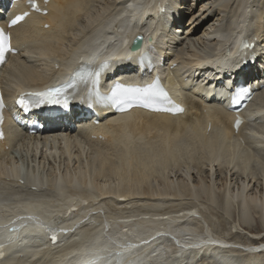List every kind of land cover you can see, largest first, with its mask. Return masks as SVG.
<instances>
[{
    "label": "bare ground",
    "instance_id": "obj_1",
    "mask_svg": "<svg viewBox=\"0 0 264 264\" xmlns=\"http://www.w3.org/2000/svg\"><path fill=\"white\" fill-rule=\"evenodd\" d=\"M148 1L151 2V1H155V0H112V2L110 4H108V1H107L106 4L104 6H102L103 11H102V13H100L99 18L96 17L97 21L94 19L96 22L94 21L95 22L94 24H92L93 23L92 22L90 24L89 28L83 32L81 31L82 34L79 35V33L74 31V29L76 28V26L78 24V21L76 20V18L80 13H82L85 10V8L88 9L86 6L88 5L89 0H48L44 5V7L47 9L46 13L31 12L25 17L24 20L20 21L16 25L9 27V30L11 33V43L13 46H15L18 49V51L15 54H10L8 61L0 68V84L2 86L4 97L7 98L9 95H11L13 92V88L16 87L17 85L41 84V83L46 82L48 79H50L53 74H62L68 67H70L71 65H73L76 62H79L78 58L84 57V55L88 52V50H90V47L92 46V44H96L98 41H99L98 46L103 45L104 43L106 45L109 44V46H110V47H108L109 51H113L112 48H113L114 44H115L116 48L120 50L121 49L120 38L116 34L117 30H115V25L117 23L123 24V25L126 24L128 22L127 16L131 14V11H137L135 9L136 7L144 4V2L148 3ZM183 1L184 0H168V3L166 4V6H165L166 8L164 11H166V13H168L172 10L173 5H176L177 9H174V10L177 11L176 13H178V16L183 15V13L185 12L184 9L188 8L186 6H183V7L178 6V5L182 4ZM201 1L202 0H196V3L192 4V5L195 8H197L199 6L200 15L204 12L205 17H207V18H205L206 21H203V19L201 18V19H197L196 20L197 22H194V20L196 19L195 18L192 21H190L191 20L190 19L189 20L190 22L187 23V22H184L186 19V16L184 15L183 19L181 17L179 20L180 24L178 26H176V27H179L180 25H182L184 27V26L191 25L190 29L189 28L187 29L189 37H190V35L194 36L196 33H198L200 31L201 27H203V25L206 24V22L208 23V21L209 22L212 21V24H213V22L215 20H218V21L222 20L225 22L224 26L227 25V26H225L224 29L229 28L230 32L234 31L232 28V25L234 23L238 27L237 34L234 37V39L238 35H240L242 32H244V34H246L250 38L253 35H256L257 38L260 39V41L264 40V33L262 31L263 21L259 18L258 19L252 18L250 23L247 22V19L249 18V15L251 13L249 15H247L249 13L248 11H247L248 12L247 13L246 11H242L239 9L240 4L243 2V0H239L238 6L236 5L237 7H235L232 10H231L232 2L228 3L229 0H220V3H227L226 5H229V7H230L229 11L226 9L218 8V10L216 12L219 13V15H221L220 17H219V15H216V13L212 14L214 10L208 9L207 7H205L204 3H203L204 5L202 4V6H200V3L198 4V2H201ZM164 2H165L164 0H160L159 3H164ZM247 3H249V2H247ZM246 7H248V6L246 5ZM138 13H139V11H138ZM139 15L141 17L135 21L136 23L134 24V26L132 28V32L139 33L142 36V32H144V30H146L144 35H147V37H149V38L154 37L155 39H158L156 42H153V46L156 47V56H157L158 61L160 62V57H162L163 62L161 65L157 66V68H158L159 72L163 75L165 82L170 86V88L175 93V95L179 96V98L181 99V101L183 102V104L186 107L185 110L183 112H180L179 114L172 115L169 113L147 111V110H144L141 108H133V109H130L129 111H125V112H121V113H115V114L112 113L111 110L102 109L105 118L100 122L91 123L89 120H86V121L82 122L81 124H78L77 126L65 125V132H62L61 130L59 131L60 127L58 126V124L53 123V124H50L48 126L47 131H44L40 135H30V134H26L24 131H21L18 134V131H20V130H18L17 133L15 134L14 133L15 130L10 129L11 123L10 124L7 123L9 121V118L7 117L6 122L4 123V126L6 128V136L3 139H0V156L8 153L10 151L9 149H7L10 145H13V144L15 145L17 143V145L14 146V147H17V146H19L18 144L23 141V142L30 144L31 147H33L35 150L39 151L38 157L44 158V155H46L45 149L48 148L49 153L52 154V156L54 158L56 157V158H58V160H60L61 158L65 159V156H64L65 150L66 151L73 150L74 152L79 151V154L81 151V154H83V152H86V151L82 152V150L85 149L84 148V142L85 143L91 142V144L96 146V147H94L91 144L88 145V147L91 145L92 147H94L96 149L95 153H94V150H95L94 148H93L94 150L93 149L91 150V151H93L94 156H91L92 153H90V157H91L90 160L94 161V159H95L96 160L95 162L97 163V165L94 162L89 161L92 164L94 163L96 165L95 168L92 167L94 169V172H96V175L98 174L99 176L101 175L99 173L104 172L106 170L111 172L112 174L115 173L119 177V180H118L119 182H118V184L116 182V185L117 186L120 185V186L117 189L120 188L121 193L122 192L125 193V191H127V189L130 188V190H131V188L134 187V186L132 187V182L133 183L136 182V184H141V187H142V182L144 183V181H146V178H147V174L144 171L145 167L148 166V165H146L147 162L145 165H141V166L137 167L139 165L138 164V162H139L138 157L140 156V154H138L139 153L138 148L136 149L134 147L135 148L134 149L131 146L136 145V144L140 145V143H142L145 147L147 146V148H149L151 150V153H153L152 151L157 150V149H154V150L152 149L153 146H155V145H152V141L155 138L160 139L161 140L160 144H161L162 140H163V142H170L176 136L180 135L182 132H184V133L188 132V134L186 136H188L189 134L191 135V136H189L188 139H190V137L192 138L193 136H195L192 138V139H194V138H196V136H198L199 140L197 138L196 142L200 141L199 142L200 148L206 147V146L214 148L215 146L216 147L218 146L217 145L218 143H221L220 138H222V140L225 138H228V139L233 138L235 140V142H236V140H238L240 142V140L238 139V137H240L242 140L245 141V145H246V147H244L245 148L244 151L242 149L245 156L243 154L241 157L244 156L247 159L253 158V160L255 158L254 157L251 158L252 151L260 153V151L264 150V146H263L264 139H258V141H260L261 146H257V144H252V140L250 138H246V133L242 134L243 125L240 127V129L236 133L232 132V129H231L232 116H231L230 112L227 111L223 107V104L221 103V101L215 102V101H218L217 98H219L217 96V92L214 91V89H212L211 87H206L207 85H209V83H211L210 80H208V78H209L208 76L209 75L213 76L218 71V65L217 64L219 62H220L219 64H222L223 62H225L227 60L224 57H220L221 53L223 52V46H231L232 45L231 41L233 39H231V40L224 39L222 42L217 44V46H214L213 47L214 49H211V50H213V52L211 54H214V56L210 55L208 58H199L198 57V58H192V59L187 60L186 64H188V66L184 70H181V68L184 66V63L182 64L181 67L178 66V60L176 58L177 56H175L173 54V52H172L173 49L171 48L175 43L181 44L180 39H178V37H175V35H174L175 33H170L171 35H169V36L173 41H172V45L169 47L168 44H165L166 40L164 39L165 36H163L164 34H166L165 30H163V29H161V27H159L160 29H158V31L160 30L161 32L158 33L157 30L155 32L154 27H152V25H151L153 22L152 20H155V19H153V18H155V14L153 12L152 13L150 12L145 19H143V17L145 16L144 14L139 13ZM255 15L257 16L258 13ZM252 17H254V16H252ZM192 19H193V17H192ZM146 20H148V21H146ZM162 21H163V18H160V19L156 20V23L161 24ZM45 22L47 23V27L43 26V24ZM112 23H114L113 28H112ZM224 29L220 28V31H218V29L216 31L220 32L218 34L221 35ZM128 30H129V27H125V31H128ZM102 31H103V36L100 39L99 36L101 35ZM151 31L153 32V36L150 35ZM181 31H182V29H181ZM166 32H168V31L166 30ZM247 33H250V34H247ZM215 34L216 33H214V35ZM73 35H76V36H73ZM213 36L211 37V39L214 40L215 37H213ZM199 37H200L202 42H204V39H207V37H205V35H204V39L201 38V35ZM208 37H210V34ZM160 38H163V40L161 41ZM258 39L255 41L257 42ZM105 44L103 45V47H106ZM261 48L262 49H261L260 53L264 57V43H262ZM207 49H208V47H207ZM40 59L44 60L43 65L36 63V61H39ZM261 60H262V57H261L260 61ZM174 61L175 62L177 61L176 65L173 67H170V64ZM55 63L58 64V68L54 67ZM135 64H136L135 62L133 63V61L131 59H129V65H127L125 63L123 66H120L117 69L120 73H122L125 76L126 79H129L131 76L133 77V75H137L134 78H138L139 77L138 73H137V71H135L136 70L135 66H134ZM256 70L258 71V77H260V75H261V77L264 78V64H262L260 69L256 68ZM106 72L107 71H104V73H106ZM149 75H150L149 73H146V77H148ZM213 77L215 78V76H213ZM218 85L220 86L221 83L220 84L218 83ZM262 92H264L263 89L258 90L256 92V95H259ZM263 95H264V93H263ZM254 103H256V102H254ZM261 110H263V112H264V108ZM263 116H264V114H263ZM263 116L261 115V117H263ZM263 121H264V117H263ZM208 123H209V128H208V131H206ZM183 137H180L178 140H180L182 138L184 139L183 141L187 140V138L184 135H183ZM194 140H192V141L188 140V142L191 141V144H194V143H192V142H194ZM183 141H179L180 144H178L179 142L177 143L178 145H177V148L175 147L176 148L175 150H177V149L179 150V148L185 144ZM181 142H182V144H181ZM188 142H187V144H188ZM163 144H165V143H163ZM229 144H228V146H226L224 148V151H228L227 153L231 154L233 151L232 152L229 151V150H231V147H230L231 145H229ZM26 146L29 147L28 145H26ZM86 146L87 145H85V147ZM178 146H180V147L178 148ZM187 146L185 147L184 150H186ZM198 146H199V144H198ZM104 147H106V148H104ZM173 147H174V145H173ZM173 147H171V151L175 152ZM236 147H237V145H236ZM157 148L158 149L163 148V151H165V152H167L169 150L167 145L163 146V147H158V144H157ZM183 148H184V146H183ZM237 148H236V150H237ZM149 149H147V152ZM178 150H177V152H178ZM171 151H169L170 155H171ZM210 151H211V149H210ZM52 152H54V153H52ZM55 152L58 153V156L56 155ZM87 152H88V150H87ZM147 152H146V155H147ZM207 152H209V149L207 150ZM240 153L241 152L239 151L238 154H240ZM86 154H89V153H86ZM141 154H143V153H141ZM162 154L164 156V153H162ZM165 154H166L165 156L167 158V155H169V153L168 154L165 153ZM172 154H173V152H172ZM113 155H116L118 157V159H116V158L113 159L114 157H116V156L112 157ZM150 155L151 154L146 156V158L150 157ZM175 155H176V152H175ZM219 155H221V154H219ZM159 156H161V155H159ZM222 156H223V154H222ZM235 156H237V155H234L233 158ZM257 156H260V155L257 154ZM257 156H255V157H257ZM86 157H87V155H86ZM248 157H250V158H248ZM45 159H47V161H48L47 156H45ZM151 159L153 160L152 157H151ZM163 159H165V158L163 157ZM234 159H233V161L237 164L236 160H234ZM1 160H2V158H1ZM1 160H0V163H1ZM8 160H9V158H8ZM242 160H245V159L242 158ZM176 161H178V160L176 159ZM224 161H222V162H224ZM245 161H242V163H244ZM7 162H9V161H7ZM163 162L164 161H162V163ZM225 162H227V161H225ZM225 162H224V164H225ZM228 162H229V160H228ZM234 162H233V164H235ZM3 163H4V160H3ZM149 163H150V161H149ZM152 163H153V161H152ZM158 163H159V160H158ZM8 164H6V165H8ZM94 164H93V166H94ZM217 164L220 165L219 163H217ZM0 165H2V164H0ZM6 165H4V166H6ZM36 165H39V164L37 163ZM40 165H41V163H40ZM247 165H248V163H247ZM44 166H45V164H44ZM130 166L132 167L131 169H130ZM245 166L246 165L244 163V164H241V166L239 165L237 168H235V169L239 170V173L240 172L245 173V174L247 173V176H245V175L243 176V175L239 174V176L235 178V181H236V179H238V181L240 180V182H236V184H237L235 186L236 190L233 189L234 192H236V193L232 192L230 195H227L226 196V200H227L226 202L227 203L225 202V204H227V206H228L229 203H231L232 200H234V199L237 200V203L239 201V203L241 204L240 206L243 208V210H241V213H243L242 214L243 221L245 219H246L245 221H248L247 217L250 215L249 214L251 211L250 209L252 208V210H253V208H257V209L259 208V211L264 210V209H260V208L264 207V201L256 193H252V192L247 191L246 187H248L249 185H248V181H245V179H246V177H248L249 173L245 171ZM258 166H259V164H258ZM9 167H10V165H9ZM187 167H189V166H187ZM163 168H164V166H163ZM37 169H40V168L38 167ZM42 169H44V168H42ZM161 169H162V166H161ZM210 169L212 170V168H210ZM228 169H230V168H228ZM11 170L15 171L16 169L11 168ZM18 170H20V169L18 168ZM148 170H146V171H148ZM187 171H188V169H187ZM0 172H1V170H0ZM22 172H24V171H22ZM149 172H151V171H149ZM160 172H162V171H160ZM4 173H5V171H4ZM111 173H110V175H111ZM166 173L168 174V172H166ZM209 173H211V171ZM212 173H213V171H212ZM235 173H236V171H235ZM0 174H2V176H3V177L0 176L2 183L3 184L5 183L6 186H10V183H8V181L10 182V180H6L7 178H4V175H6V174H3L2 172ZM17 174H19V173L17 172ZM104 174H105V172H104ZM7 175H8V173H7ZM114 175H113V177H115ZM149 175H150V173H149ZM149 175H148V177H149ZM211 175H209L210 176L209 179L212 177ZM16 176H18V175H16ZM27 176H30V175H27ZM81 176H82V173H81ZM250 176H251V174H250ZM13 177H14V175H13ZM118 177H117V179H118ZM180 177H181V180H179V181H182V180L184 181L186 178V177L183 178L182 176H180ZM234 177H235V175H234ZM30 178H31V181L22 180V181H20V183L21 182L23 183L22 186L25 188V190H27L26 191L27 194L29 195V197H32V198H28L31 201H29V200L25 201V202L21 203L20 205H17V206L15 205L16 206L15 208H12L9 205L10 201L5 202L4 200H2L4 197L0 196V224L6 219L7 215H9L10 213L12 214V213L19 212V211L31 212L32 214L38 215L39 217H36L35 219L32 220L33 215H31L32 218L30 220H32V221L30 222L29 221L30 216H26V217L23 216L24 218H28V217L29 218L27 220H22L23 217H21L20 218L21 220L16 219L18 221H15V222L11 221L12 223H9L7 226L0 227V229H3L4 231H6V232H4L6 235H7V233L9 234V236L8 235L7 236H8V239L10 241V243H8V244L0 243V246L5 245V248L0 247L1 248L0 250H6L7 247L11 248L12 245H17V243H18L17 239L15 241H12L10 239V238H12V236L14 234H16L17 236L20 234V236L23 239V243L26 245L25 239L23 238L24 237V235H23L24 228H26V226H33V227L37 228L38 230L43 231V234L45 236H48L49 233L52 237L54 236L53 232H49L48 230H45L46 229L45 228L46 223L51 225V226H56V225H54L56 223L49 222V221H53V219H52L53 218V215H52L53 212H50V210L47 209L46 206H44L45 204L42 203L41 200L33 198L34 195L39 196L40 193L44 192L42 190H41L42 192H40V188H41V186L39 188V183H40L39 179L40 178L38 179L36 176H32ZM77 178H76V181H77ZM249 178H247V179H249ZM257 178H259V177H257ZM10 179L12 180V178H10ZM68 179H69V181H68ZM68 179L66 180V178H62L56 182L52 181L53 182V185L51 184L53 186L52 188L55 189L54 194L56 193L57 195H59V197L64 195L62 192V188L64 187V184H63L64 182L67 183V184L66 183L65 184L68 186L69 190L71 188H74V189H76V191L74 190L76 193H78V194L83 193V194H85V196L90 195L89 196L90 198L94 192H97L98 193L97 195H99V193L107 192L108 190H110L112 188V187L109 188L106 186H101V184L95 183V185L96 184H97V186L99 185L98 186L99 189L97 188L98 189L97 190V189H95V186L92 187L93 184L89 183L88 181H84L83 182L84 186L81 185L82 189L78 186L80 188L79 189L77 187V185L75 184V182H73L72 177H69ZM82 179L80 181H82ZM153 179H155V176ZM255 179H256V177H255ZM262 179H264V178H262ZM16 180L19 181L18 179H16ZM55 180H57V179L55 178ZM189 180H190V178H189ZM215 180L216 179L213 180L211 178V182H209V184L211 183L210 186L216 184ZM17 181H12V183L15 182V183H13V185L14 184L16 185ZM42 181H44V180L42 179ZM108 181H109V179H108ZM115 181H117V180L115 179ZM176 181H178V180H176ZM179 181L177 184H179ZM207 181H209V180H207ZM187 182H189V181H187ZM196 182L198 183V181H196ZM17 183H19V182H17ZM150 183H151V181H150ZM251 183H253V182H251ZM257 183H258V180H257ZM32 184H33V187H35V188H30V185H32ZM155 184H157V183H155ZM187 184L188 183H186V185ZM254 184H256V183L254 182ZM161 186H163V185H161ZM45 187H46V184H45ZM196 187H197V185H196ZM214 187H215V185H214ZM68 188H66V189H68ZM142 189L144 190L143 187H142ZM142 189L140 188L139 191L141 192ZM148 189L150 190V187ZM148 189H147V194H148ZM256 189H258V188H256ZM165 190H166V188H165ZM167 190H168V188H167ZM198 190H200V189H198ZM241 190H244V192ZM188 191H189V188H188ZM259 191H261V190H259ZM108 192L111 193V191H108ZM113 192L116 193L115 188L112 190V193ZM150 192H152V191L150 190L149 193ZM154 192L156 193V191H154ZM143 193L146 195V192L143 191L142 194ZM170 193H172V191ZM180 193H182V191ZM191 193H192V191H191ZM56 194H55V196H56ZM133 194H136V193H133ZM152 194L153 193H150L149 195L152 196ZM158 194L159 193L157 192V195ZM172 194H174V193H172ZM208 194L210 195L211 192L207 193L206 195H208ZM48 195H46V196H48ZM97 195H95V196L97 197ZM107 195L109 196V194H107ZM116 195H114V196L118 197V193ZM121 195H123V194H121ZM128 195L127 196L125 195V196L129 198ZM153 195H155V194H153ZM176 195H173V196H176ZM51 196H53V195H51ZM66 196H68V195H66ZM151 196H148L147 200ZM158 196H160V195H158ZM161 196H163V195H161ZM82 197H83V195H82ZM94 197H92V198H94ZM122 197H124V195ZM166 197H167V195H166ZM8 198H9V195L5 196L4 199H8ZM72 198H74V197H72ZM79 198H80V196H79ZM223 198H225V197L223 196ZM100 199H101V197H100ZM102 199H104V198H102ZM122 199H124V198H120V196L118 199L115 198V200L119 203H120V201H124ZM179 199H180V197H179ZM43 200H45V199H43ZM69 200H70V198H69ZM77 200H78V197H77ZM87 200H89V198ZM19 201H21V200H19ZM22 201H24V199ZM90 201H92V200H90ZM95 201H96L95 203H97V200H95ZM109 201H110V199H109ZM116 201H114V200L112 201V199H111V202H116ZM133 201H135V200H133ZM146 201H144V202H146ZM154 201H156V200H154ZM224 201H223V203H224ZM75 202H76V200H75ZM93 202H94V200H93ZM156 202H158V201H156ZM170 202H172V201H170ZM153 203L155 204V202H152V205H153ZM176 203H177V201H176ZM192 203L190 205L185 203V205H187L185 207L183 205L184 202H181V205H183V206H180V204L177 203L176 206H178V204H179V206L176 208H175L174 203H173L174 206H172L168 203L169 205L167 204L168 205L166 207L167 209L164 208L161 211H159L160 207H159V209L157 208L158 206L155 208V206H156L155 205V206H152L153 209L152 208L151 209L150 208L149 209H143V210H148V211L144 212L145 215L141 214L143 211H141L140 209L139 210L141 212H139V211H136V212H139L141 215L139 213H138L139 215L137 213L134 214L135 212L131 213V214H128V213L122 214L121 213L120 215H118L117 213H112V211L110 210V212L113 214L112 215L110 213L111 218H113V220H115L116 222L122 223L121 220L123 218H129V217L131 218L134 215L137 216L138 218L134 217L137 219H134L135 220L134 222H130L129 223L130 226L128 225L129 226L128 228L127 227H126V229L121 228V230L119 231L122 234L120 236V239L115 238V240H113V241L108 240L105 237L106 233H108V232L111 233L112 230L110 229V231L105 232L102 226H97L96 228H94L90 232L85 231V233H83V231H82L77 237V239H79V238H81V236H83L81 238L80 242H79V240H77V242H79L80 245H78V247H76L73 250V252L67 256V258L65 259V264H79V262L82 260L87 262L85 259L87 257H89L91 259L110 258L112 261V264H119V261H118L119 256L118 255L122 251H123V254H125V253L127 254V257L125 260H128L130 258V256H135V255L141 254V252L145 251L146 253H145L144 259L151 260L155 264H161V262L164 260V259L162 261L158 260V259L161 260V258H162L161 255L166 256L165 258H171V261L172 260L175 261L176 259L181 260L182 256H183V259L187 258V260L190 261L195 254L199 255V253L197 251L190 250V251H188L187 254H185L187 247H190L191 244L194 245L198 242H204V244L206 243V245L212 243V242L211 243L208 242L209 240H211V237L204 236L206 234H203V235L200 234V231H198L194 226L191 225L192 223H190V222H193V220L198 218V217L194 218L193 220H192V218L196 214L198 216V213H199L198 211H197L198 213L197 212L195 213V211H193L194 208H193ZM47 204H49V203H47ZM148 204H151L150 201ZM162 204H165V203H162ZM66 205H68V204H66ZM93 205H92V207H93ZM157 205H160V202ZM47 206H50V205H47ZM80 206L78 207L79 210L81 209ZM85 206H86V204L84 205V207ZM104 206H105V204H104ZM86 207L84 209H86ZM95 207H96V204H95ZM225 207H226V205H225ZM51 208L53 209V207H51ZM65 211H67V210H65ZM72 211H73L72 208H70L69 213H71ZM149 211H152V212H149ZM243 211H245V213ZM87 212L88 211H86V214H87ZM72 213H74V212H72ZM89 213L91 214V212H89ZM118 213H120V212H118ZM83 214L79 213L78 215L83 216ZM261 215H263V214L261 213ZM90 216H92V215H90ZM107 216H109V215H107ZM179 217L180 218L182 217L180 219V221L178 220ZM40 219L43 220V222H41ZM78 219L79 218H77V216H74V214H73L71 219H67L65 217V213H63L60 216H57V219L55 221L59 222V228H58L59 230H56L55 235L57 237L58 236L61 237V235L63 234V232H61L62 228H63V230L64 229L66 230L68 227H70L75 222H77ZM119 219H121V220H119ZM189 219H190V221H189ZM108 220H110V219H108ZM260 220H261V225H264V222H263L264 220H262V218ZM171 221H174V222L178 221V223H177V225L172 226ZM108 223H109V221H108ZM86 224L88 225V222ZM111 224H112V222H111ZM245 224H247V222ZM19 225L21 227H19ZM114 226H115V228L117 227L116 223ZM122 226H123V224H122ZM91 227H92V225H91ZM111 227H112V225H111ZM18 228L20 230H18ZM16 229H17V231H15ZM79 229H81V228H79ZM88 229L90 230V228H88ZM157 232L158 233L161 232V234L166 233L170 236V238L176 239L175 241H177L176 244L178 247L176 245L175 246L177 247L176 248L177 250H175L173 252L170 249L171 245L169 246V244L164 243V242H160V244L158 242H155L154 238H156ZM204 232H206V230ZM114 233H115V230H114ZM128 233H130L131 235H133L134 237H137V238L136 239L130 238L128 236ZM68 235L71 236L73 234L71 233V235L70 234H68ZM94 236H99V237L101 236V239H100L101 242L96 244V245L89 246L88 242ZM162 237H164V236H162ZM73 238L74 237H72V240H73ZM141 239L143 240V242L141 244H139V246H137L136 243H138ZM164 239H166V238H164ZM18 240H20V239H18ZM217 240L222 241V239H219V238ZM51 241H53V239ZM20 242H22V241H20ZM117 242L125 243V244L122 247L112 245V243H117ZM253 242H255V243H253L250 246L246 245L250 250H252V249L253 250H263L264 249V238L262 240L260 238H255V240ZM40 245H41V243L36 244V246L38 248L40 247ZM128 245H136L135 246L136 248L134 250H130L131 247L123 249V248H125V246L127 247ZM216 245H218L217 248H213L214 246H212V244H211L212 248L208 247L207 249H204V251L202 250L200 252L202 254L201 255L202 258L206 259V261L210 264H217V263L221 264V262L224 264H232V260H231V262L229 260L232 256L229 258V256L228 257L225 256L226 253L222 254L223 252H221V249L219 248L220 244L218 243ZM111 246H113V247H111ZM223 246H226V244ZM158 247H163L164 251L157 254L156 251H158ZM221 247H222V245H221ZM241 247L245 248V246H241ZM27 248H30L29 245H26L24 249L26 250ZM33 248H34L33 250L30 248V250L32 251V253H31L32 255L38 254V256H39L40 251L43 252L41 247L39 249H35V247H33ZM150 249L153 253H150L149 254L150 256H149L148 252L150 251ZM109 251H112V253L115 255L112 256L111 254L108 253ZM51 253H53V251H51ZM190 253H193V255H190ZM46 254H48V253H46ZM12 255H14V256L12 257ZM12 255H7V256L3 257L1 259L3 264H17L18 263L17 260H19V258H22L21 255H17V251ZM45 257H47V256H45ZM87 260L89 261L88 258H87ZM217 260H219V261H217ZM239 260H241V259H239ZM20 261H21V259H20ZM24 261H25V259L23 261H21V264H26V263H22ZM171 261L168 264H170ZM234 263L237 264L236 262H234ZM145 264H147V262ZM247 264H260V262L256 259H252V260L250 259Z\"/></svg>",
    "mask_w": 264,
    "mask_h": 264
},
{
    "label": "rangeland",
    "instance_id": "obj_2",
    "mask_svg": "<svg viewBox=\"0 0 264 264\" xmlns=\"http://www.w3.org/2000/svg\"><path fill=\"white\" fill-rule=\"evenodd\" d=\"M108 1V4H110L112 2V0H89L88 2V5L86 6L88 9L85 8V10L80 13L76 20L78 21V24L76 26V28L74 29V31H76L77 33H79V35H81V31H85L89 28L90 24H94L96 21H97V18H99V15L100 13H102V6H104L106 4V2ZM232 2V7H231V10L234 9L235 7L238 6V2L239 0H229L228 3ZM249 2V3H247ZM184 3V4H183ZM200 3V6H202V4L207 7L208 9H213V13L212 14H215L216 15H219V13H217L216 11L218 10V8H221V9H226L229 11L230 7L229 5H226L227 3H220V0H202L201 2H198V4ZM259 3V4H258ZM192 1L191 0H184L182 2V4L178 5V6H186L188 7L187 9H184L185 12H184V15L186 16V19L184 22H187L189 23L190 21L194 20V22H197L196 20L197 19H203V21H206L205 18V15H204V12L200 15V10H199V6L197 8L193 7L192 5ZM261 4V5H260ZM218 5V6H217ZM237 5V6H236ZM246 5L248 7H246ZM250 5V6H249ZM225 6V7H224ZM244 7V8H243ZM246 7V8H245ZM254 7V8H253ZM258 8V9H257ZM173 11H175L174 9H177V6L176 5H173L172 7ZM240 10L242 11H248L247 15H249V20L247 19V22L250 23L252 18H255V19H261L263 21V26H262V31L264 33V0H243V2L240 4ZM252 9V10H251ZM254 10V11H253ZM263 10V11H262ZM260 16H256L255 14H257ZM85 13V14H84ZM91 13V14H90ZM222 13V12H221ZM255 13V14H254ZM93 14V15H92ZM206 14V13H205ZM191 16V17H190ZM221 15H219L220 17ZM254 16V17H252ZM97 17V18H96ZM193 17V19H192ZM86 19V20H85ZM96 21H95V20ZM191 19V20H190ZM190 20V21H189ZM95 21V22H94ZM225 22L220 20H215L212 24V21H208V23L206 22L205 25H203V27H201L200 31L202 32H198L196 33L194 36L188 35V28L190 29L191 25H188V26H182L180 25L179 27L176 28V30L174 31L175 33V37H178V39H180L181 41V44L179 43H173L174 45L171 47L173 50V54L175 56H177V60H178V66L181 67L182 64L184 63V66L181 68V70H184L188 64H186V61L189 60V59H192V58H208L211 53L213 52V50L211 49H214L213 47L214 46H217V44H219L220 42H222L224 39H228V40H231L233 39L236 34H237V30H238V27L236 26V24L234 23L232 25V28H233V32H230L229 31V28H225ZM215 26V27H214ZM210 27V28H209ZM220 28L224 29L222 34H218L220 32ZM182 29V31H181ZM218 29V31H216ZM204 30V31H203ZM209 32V33H208ZM170 33H172L171 31H168L165 36L166 37H169V35H171ZM214 33H216L214 35ZM205 37H207V39H204V35ZM210 34V37H208ZM78 35V36H79ZM201 35V38L204 39V42L201 41L200 39V36ZM214 35V36H213ZM73 36H76V35H73ZM215 37L214 40L211 39V37ZM199 38V39H198ZM172 40L169 38L168 41H167V44L169 45V47L172 45ZM187 41V42H186ZM206 41V42H205ZM261 45L262 43H264V40L260 41ZM192 44V45H191ZM208 47V49H207ZM182 48V49H181ZM195 56V57H194ZM50 59V58H49ZM177 62V61H176ZM37 64H40V65H43L44 63V60L43 59H40L39 61H36ZM262 64H264V61L261 62ZM264 90V88H263ZM264 92L260 93L263 95ZM264 96V95H263ZM261 104L263 105L262 109L264 108V97L261 101ZM264 117V116H263ZM263 117H261V120L258 121V122H254L252 125H244V127H242V134L243 133H246V131H251L253 133H255V136L259 139H264V121H263ZM186 132V131H185ZM182 132L180 135L176 136L172 141L170 142H163L162 140V143L160 144L161 140L158 139V138H155L153 139L152 141V145H155L153 146V150L154 149H157L155 151H152L153 153H151V150L149 148H147V146L145 147L142 143H140V145L136 144V145H133L131 147H135L136 149L138 148V154H140V156L138 157L139 158V162H138V166H141V165H145L146 162L148 166L145 167V172L147 174V178H146V181H144V183L142 182V187L144 188V190L142 189L141 187V184H136L132 182V187L131 190L130 188L127 189V191L122 192L121 193V189H117L119 186L116 185V182L118 184V180H119V177L115 174H112L111 172L109 171H104V172H101L99 174H101L100 176L96 175V172H94V169L95 166L97 165V163L95 162L96 160L94 159V161L90 160V153L91 156H94V153L96 151V149L94 147H96L95 145L91 144L90 143H85L84 142V148L82 150L83 151H86V152H83V154H81V151H80V154H79V151H64V156H65V159H60L58 160V158H54L52 156V154L49 153V149L46 148L45 149V154L44 155V158H41V157H38L39 155V151L38 150H35L33 147H31L30 144L26 143V142H20L17 146V147H14L17 145V143L14 145H10L7 149H9L10 151L6 154H3L0 156V160H1V163L0 164H8L6 166H2L0 165V170L3 174H6L4 175V178H7L6 180H10V182L8 181V183H10V186H6L5 183L3 184L1 179H0V196H3L5 198V196L9 195V198L8 199H2L4 200L5 202H9L10 204V207L12 208H15L17 205H20L21 203L25 202V201H28L29 199L28 198H32V197H29V195L27 194V190H25V188L22 186L23 183L20 181H17L16 179H14L13 175L15 174L16 172V175L19 176H22V180H31L30 177L32 176H36L38 179H39V188H40V192L44 191L43 193H40L39 196H33V198L35 199H38V200H41L42 203H44L43 205L47 207V209L50 210V212H53V221H49V222H52V223H56V224H59L58 221H55L57 219V216H60L62 215L63 213H65V217L67 219H71L73 214L74 216H77L78 221L76 223H74L73 225H71L70 227H68V229H64L66 232L64 233L63 230H61V232H63V234L61 235V237H59L56 241L54 242H51L46 236H41V237H38V238H32L30 239L29 241H27L28 245L30 247H35L37 248L36 244H40L41 243V248L43 250L40 251V255L38 256V254L36 255H32L31 253H27L25 251V246L21 245V244H17L16 247H15V250L17 251V255H21L22 258H19V260H17V264H21V261H23L25 259L24 262L22 263H26V264H65V259L67 258V256L73 252V250L78 247V245H80V240L83 236H81V238L77 239L78 235L83 231V233H85V231L87 232H90L92 231L94 228H96L97 226H102L104 231L107 232V231H110V229L112 230L111 233H106L105 237L108 239V240H115V238H118L120 239V236L122 235L119 231L121 230V228L123 229H126V227L128 228L130 226V222H134L135 220L134 219H137L138 217L137 216H133V217H129V218H123L122 220V223L121 222H116L115 220H113V218H111V215H110V210L112 211V213H117L118 215H120L121 213L122 214H125V213H128V214H131V213H134V214H138L139 212L143 211L141 214H144L145 211H148V210H143V209H151L152 206H155V208L157 207L159 209V211L163 210L164 208H166L169 204L174 206L173 203L175 204V208L179 206H187L185 205V203H187L188 205H190L192 202V205H193V211H195V213L197 212L198 213V216L197 214L192 218V220L196 217V219L193 220V222H190L192 223L191 225L194 226L198 231H200V234H206L204 236H209L211 237V240H209L208 242H212V246H214L213 248H217L218 245H216L215 243H219V248L221 249V252H223L222 254H225V256H229V260L231 262L232 260V263L235 264L234 262H236L237 264H247L249 262V260L251 259H256L260 262V264H264V249L263 250H249V249H245L241 246H246V245H252L255 238H260L261 240L264 238V225H261V218L262 220H264V210H260L259 211V208H252L250 209V215L247 217L248 221H243V216L241 213V209L242 207L240 206L241 204L237 203V200L234 199L232 200L231 203H229V207L227 206V204H225V202L227 201L226 200V196L227 195H230L232 192H234V190H236V182H240V180L238 181V179H236L235 181V178L240 175H245L247 176V173H239V170L238 169H235L237 168L239 165L241 166V164H244L245 163V171L249 173L248 177H246L245 181H248V187H246L247 191L248 192H252V193H256L259 197H261V199L264 201V150L260 151V153L258 152H255V151H252V157H254L255 159L253 160L252 159H247L245 158V154L243 153L244 151V147H246L245 145V141L244 140H241V142H239L238 140H235L233 138H225L222 140L221 139V143H218L217 147L215 146L214 148L212 147H209V146H206V147H202L200 148V141L199 142H196L197 141V138L198 136H196V138L192 139L189 136H191L190 134L188 136H186L188 134L187 133H184ZM183 135L187 138V140L183 141L184 137ZM180 137H183L182 139L178 140ZM185 138V139H186ZM159 140V141H158ZM178 140V141H177ZM188 140H194V144H191V141L188 142ZM199 140V138H198ZM158 141V142H157ZM179 141H183L184 143V148L183 146L180 147L178 146L179 150L177 152V150H175L177 148V145L180 144ZM223 141V142H222ZM179 142V143H178ZM188 142V144H187ZM196 142V143H195ZM231 142V143H230ZM158 144V147H163V146H168L169 150L167 152L163 151V148H157V144ZM165 143V144H163ZM178 143V144H177ZM230 143V144H229ZM260 141H255L254 139H252V144H259ZM91 144L93 145L94 147H92L91 145L88 147V145ZM160 144V145H159ZM182 144V142H181ZM199 144V146H198ZM222 144V145H221ZM231 145V150H229L230 152H232L231 154L227 153L228 151H224V148L226 146ZM25 145V146H24ZM26 145H28L29 147H27ZM85 145H87L85 147ZM174 145V147H173ZM188 145V146H187ZM224 145V146H223ZM237 145V147H236ZM187 146L186 150L185 147ZM235 146V147H234ZM264 146V144H263ZM171 147H173V149L175 150L176 152V155H175V152L174 151H171ZM176 147V148H175ZM91 148V149H90ZM95 150H94V149ZM106 148V147H104ZM134 148V149H135ZM140 148V149H139ZM143 148V149H142ZM146 148V149H145ZM183 148V149H182ZM222 148V149H221ZM237 148V150H236ZM90 149V150H89ZM94 150V153L93 151L91 150ZM103 149V148H102ZM147 149L148 152H147ZM172 149V150H173ZM181 149V150H180ZM209 149V152H207V150ZM211 149V151H210ZM233 149V150H232ZM243 149V151H242ZM88 150V152H87ZM140 150V151H139ZM206 150V151H205ZM58 151V150H57ZM171 151V155H170V152ZM215 151V152H214ZM241 152L240 154H238V152ZM59 152V151H58ZM146 152H147V155H146ZM173 152V154H172ZM180 152V153H179ZM182 152V153H181ZM213 152V153H212ZM219 152V153H218ZM222 152V153H221ZM236 152V153H235ZM54 153V152H52ZM56 155L58 156V153L55 152ZM60 153V152H59ZM86 153H89V154H86ZM143 153V154H141ZM164 153V156L163 154ZM165 153H169V155H167V158H166V154ZM206 153V154H205ZM8 154V155H7ZM79 154V155H78ZM85 154V155H84ZM149 154L150 157H147ZM155 154V155H154ZM209 154V155H208ZM221 154V155H219ZM223 154V156H222ZM237 155L233 158L234 155ZM244 154L243 157H241L242 155ZM256 154V155H255ZM260 155V156H257ZM12 155V156H11ZM87 155V157H86ZM145 155V156H144ZM161 155V156H159ZM254 155V156H253ZM4 156V157H3ZM45 156L48 157V161L47 159H45ZM116 155H113L112 157H114ZM257 156V157H255ZM6 157V158H5ZM9 160H8V158ZM11 157V158H10ZM151 157L153 158V160L151 159ZM161 157V158H160ZM163 157L165 159H163ZM170 157V158H169ZM173 157V158H172ZM5 158V159H4ZM23 158V159H22ZM41 160H40V159ZM118 159V157H114L113 159ZM141 158V159H140ZM146 158V159H145ZM236 160L237 164L233 161V159ZM242 158H244L245 160H242ZM250 158V157H248ZM36 159V160H35ZM151 159V160H150ZM156 159V160H155ZM162 159V160H161ZM176 159L178 161H176ZM182 159V160H181ZM226 159V160H225ZM3 160H4V163H3ZM12 160V161H11ZM88 162H87V161ZM150 163H149V161ZM158 160H159V163H158ZM227 162H225V161ZM229 160V162H228ZM241 160V161H240ZM9 161V162H7ZM14 161V162H13ZM44 161V162H43ZM80 161V162H79ZM94 162V166L91 162ZM153 161V163H152ZM161 161V162H160ZM162 161H164L162 163ZM182 161V162H181ZM224 161V162H222ZM235 164H233V162ZM239 161V162H238ZM242 161H245L244 163H242ZM258 161V162H257ZM7 162V163H6ZM20 162V163H19ZM36 162V163H35ZM175 162V163H174ZM179 162V163H178ZM219 163L220 165H218L217 163ZM222 162V163H221ZM12 163V164H11ZM14 163V164H13ZM39 164V165H36V164ZM41 163V165H40ZM178 163V164H177ZM181 163V164H180ZM248 163V165H247ZM251 163V164H250ZM17 164V165H16ZM45 164V166H44ZM150 164V165H149ZM183 164V165H182ZM187 164V165H186ZM216 164V165H215ZM259 164V166H258ZM10 165V167H9ZM13 165V166H12ZM36 165V166H35ZM52 165V166H51ZM89 165V166H88ZM159 165V166H158ZM162 166V169H161V166ZM170 165V166H169ZM234 165V166H233ZM12 166V167H11ZM41 166V167H40ZM132 166V165H131ZM130 166V169L132 168ZM156 166V167H155ZM164 166V168H163ZM180 166V167H179ZM184 166V167H183ZM189 166V167H187ZM212 168V170L209 168ZM253 166V167H252ZM4 167V168H3ZM15 167V168H14ZM28 167V168H27ZM39 167L40 169H37ZM87 167V168H86ZM93 167V168H92ZM151 167V168H150ZM247 167V168H246ZM3 168V169H2ZM7 168V169H6ZM12 169H16L15 171L11 170ZM18 168L20 170H18ZM44 168V169H42ZM82 168V169H81ZM230 168V169H228ZM5 169V170H4ZM24 169V170H23ZM149 169V170H148ZM166 169V170H165ZM186 169V170H185ZM188 169V171H187ZM235 169V170H234ZM24 172H22V171ZM29 173H27L26 171ZM80 170V171H79ZM148 170V171H146ZM234 170V171H233ZM251 170V171H250ZM253 170V171H252ZM263 170V171H262ZM5 171V173H4ZM7 171V172H6ZM12 171V172H11ZM31 171V172H30ZM33 171V172H32ZM36 171V172H35ZM69 171V172H68ZM151 171V172H149ZM162 171V172H160ZM183 171V172H182ZM211 171V173H209ZM213 171V173H212ZM215 171V172H214ZM226 171V172H225ZM233 171V172H232ZM236 171V173H235ZM0 172V173H1ZM14 172V173H13ZM17 172L19 174H17ZM109 172V173H108ZM150 175H149V173ZM168 172V174L166 173ZM8 173V175H7ZM26 173V174H25ZM31 173V174H30ZM58 173V174H57ZM76 173V174H75ZM81 173H82V176H81ZM111 173V175H110ZM166 173V174H165ZM209 173V174H208ZM38 174V175H37ZM41 174V175H40ZM52 174V175H51ZM64 174V175H63ZM84 174V175H83ZM165 174V175H164ZM186 176H185V175ZM212 174V175H211ZM238 174V175H237ZM251 174V176H250ZM11 175V176H10ZM27 175H30V176H27ZM69 177H72V180L73 182H75V184L77 185V187L79 186L80 188L82 186H84L83 182L84 181H88L89 183L93 184L92 187L95 186V189L98 188L97 184H101V186H106V187H112L111 189L113 190L115 188V192L112 193V190H108V191H111L110 192H104V193H99V195H97L98 193L97 192H94L91 196V198L89 196H87L89 198V200H87L88 198L85 196V194L83 193H76V189L74 188H71L69 190L68 186L66 185L67 183L64 182V187L62 188V192H63V196H60L57 195L56 193V196L54 194V188H52L53 186V182L52 181H59L60 179L62 178H66V180L69 178ZM113 175L115 177H113ZM149 175V177H148ZM179 175V176H178ZM190 177H189V176ZM209 175H211L212 179H216L215 182L216 184L215 187L214 185H211L209 184V182H211V178L209 179ZM214 175V176H213ZM235 175V177H234ZM1 177L2 174H0ZM15 176V175H14ZM16 176V178L18 179L19 177ZM58 176V177H57ZM108 176V177H107ZM152 176V177H151ZM155 176V179H153ZM165 176V177H164ZM182 176L183 178H185V180L182 182V181H179L181 180V177ZM185 176V177H184ZM188 176V177H187ZM225 176V177H224ZM254 176V177H253ZM45 177V178H44ZM53 177V178H52ZM78 177V178H77ZM118 177V179H117ZM160 177V178H159ZM208 179H207V178ZM250 177V178H249ZM256 177V179H255ZM259 177V178H257ZM12 178V180L10 179ZM28 178V179H27ZM45 181H42V179ZM55 178L57 180H55ZM60 178V179H59ZM76 178H77V181H76ZM83 178V179H82ZM117 181H115V179ZM168 178V179H167ZM190 178V180H189ZM198 178V179H197ZM249 178V179H247ZM82 179V181H80ZM109 179V181H108ZM159 179V180H158ZM188 179V180H187ZM79 180V181H78ZM150 181L148 182V181ZM164 180V181H163ZM179 181V184L178 181ZM209 180V181H206ZM224 180V181H223ZM226 180V181H225ZM255 180V181H254ZM257 180H258V183H257ZM12 181H17L19 183L16 182V185L14 186L13 182ZM23 181V182H24ZM49 183H48V182ZM51 181V182H50ZM69 181V179H68ZM168 181V182H167ZM189 181V182H187ZM198 181V183L196 182ZM203 183H201V182ZM262 181V182H261ZM82 184H81V183ZM111 182V183H110ZM159 182V183H158ZM165 182V183H164ZM167 182V183H166ZM170 182V183H169ZM253 182V183H251ZM254 182L256 184H254ZM66 183V184H65ZM95 183H97L95 185ZM147 183V184H146ZM157 183V184H155ZM175 183V184H174ZM185 183V184H184ZM186 183H188L186 185ZM220 183V184H219ZM225 183V184H224ZM262 183V184H261ZM45 184H46V187H45ZM52 184V185H51ZM88 184V183H87ZM173 184V185H172ZM182 186H181V185ZM197 187H196V185ZM206 184V185H205ZM209 186H208V185ZM224 184V185H223ZM82 185V186H81ZM163 185V186H161ZM167 185V186H166ZM169 185V186H168ZM252 185V186H251ZM257 185V186H256ZM66 186V187H65ZM91 186V185H90ZM97 186V187H96ZM159 186V187H158ZM176 186V187H175ZM179 186V187H178ZM188 186V187H187ZM201 186V187H200ZM204 186V187H203ZM222 186V187H221ZM50 187V188H49ZM78 187V188H79ZM114 187V188H113ZM142 189L141 192L139 191L140 188ZM150 187V190L152 192L150 193H153L155 195L152 194L149 195V188ZM162 187V188H161ZM170 187V188H169ZM191 187V188H190ZM48 188V189H47ZM52 188V189H51ZM68 188V189H66ZM79 188V189H80ZM166 188V190H165ZM168 188V190H167ZM187 188V189H186ZM188 188H189V191H188ZM208 188V189H207ZM258 188V189H256ZM82 189V188H81ZM94 189V188H93ZM94 189V190H95ZM99 189V188H98ZM97 189V190H98ZM117 189V190H116ZM135 189V190H134ZM147 189H148V194H147ZM177 189V190H176ZM180 189V190H179ZM186 189V190H185ZM191 189V190H190ZM200 189V190H198ZM205 189V190H204ZM221 189V190H220ZM234 189V190H233ZM241 189V188H240ZM239 189V190H240ZM42 190V191H41ZM75 190V191H74ZM130 190V191H129ZM158 190V191H157ZM204 190V191H203ZM210 190V191H209ZM233 190V191H232ZM257 190V191H256ZM261 190V191H259ZM47 191V192H46ZM50 191V192H49ZM65 191V192H64ZM74 191V192H73ZM132 191V192H131ZM139 191V192H138ZM146 192V195L142 194V192ZM156 191V193L154 192ZM161 191V192H160ZM167 193H166V192ZM172 191V193H170ZM182 191V193L180 192ZM192 191V193H191ZM194 191V192H193ZM225 191V192H224ZM231 191V192H230ZM244 192V190H241ZM49 192V193H48ZM157 192L159 193L158 196L157 195ZM178 192V193H177ZM200 192V193H199ZM204 192V193H203ZM211 192V194L209 195H206L207 193ZM72 193V194H71ZM118 193V197H116ZM120 193V194H119ZM133 193H136V194H133ZM165 193V194H164ZM170 193V194H169ZM177 195H176V194ZM195 193V194H194ZM206 193V194H205ZM224 193V194H223ZM226 193V194H225ZM236 193V192H234ZM261 193V194H260ZM50 196H49V195ZM74 194V195H73ZM109 194V196L107 195ZM113 196H111V195ZM124 197H122L123 195ZM129 194V195H128ZM138 194V195H137ZM172 194V195H171ZM181 194V195H180ZM48 195V196H46ZM53 195V196H51ZM68 195V196H66ZM80 198H79V196ZM83 195V197H82ZM95 195H97V199L94 197ZM107 195V196H106ZM116 195V196H114ZM128 195V197L126 196ZM131 195V196H130ZM134 195V196H133ZM163 195V196H161ZM167 195V197H166ZM170 195V196H169ZM173 195H176V196H173ZM180 195V196H179ZM194 195V196H193ZM76 196V197H75ZM105 196V197H104ZM124 198L122 200L124 201H120L117 202L115 200V198ZM139 196V197H138ZM143 196V197H142ZM148 196H151L149 197V199L147 200ZM223 196L225 198H223ZM20 197V198H19ZM74 197V198H72ZM77 197H78V200H77ZM94 197V198H92ZM99 197V198H98ZM101 197V199H100ZM110 201H109V199ZM155 197V198H154ZM158 199H157V198ZM163 197V198H162ZM166 197V198H165ZM169 197V198H168ZM173 197V198H172ZM180 197V199H179ZM19 198V199H18ZM22 198V199H21ZM27 200H26V199ZM72 201H70L69 200ZM104 198V199H102ZM107 198V199H106ZM114 198V199H113ZM126 198V199H125ZM162 200H161V199ZM184 198V199H183ZM192 198V199H191ZM24 199V201H22ZM45 199V200H43ZM82 199V200H81ZM111 199L112 201H116V202H111ZM135 201H133V200ZM153 199V200H152ZM164 199V200H163ZM173 199V200H172ZM175 199V200H174ZM223 199V200H222ZM18 200V201H17ZM21 200V201H19ZM76 200V202H75ZM85 200V201H84ZM92 200V201H90ZM94 200V202H93ZM97 200V203H95ZM129 200V201H128ZM147 200V201H146ZM158 202H156V201ZM161 200V201H160ZM168 200V201H167ZM180 200V201H179ZM183 200V201H182ZM225 200V201H224ZM12 201V202H11ZM31 201V200H29ZM80 201V202H79ZM83 201V202H82ZM89 201V202H88ZM137 201V202H136ZM143 201V202H142ZM146 201V202H144ZM150 201L151 204H148ZM165 201V202H164ZM172 201V202H170ZM178 206L177 205V203ZM224 201V203H223ZM49 204H47V203ZM66 202V203H65ZM71 202V203H70ZM78 202V203H77ZM83 204H82V203ZM85 202V203H84ZM92 202V203H91ZM152 202H155V204L153 203L152 205ZM160 202V205H157L159 204ZM165 203V204H162V203ZM181 202H184L183 205H181ZM195 202V203H194ZM90 203V204H89ZM147 203V204H146ZM169 203V204H168ZM227 203V202H226ZM52 204V205H51ZM59 204V205H58ZM65 204V205H64ZM68 204V205H66ZM81 206H80V205ZM86 204V209H84V205ZM94 204V205H93ZM95 204H96V207H95ZM105 204V206H104ZM168 204V205H167ZM196 204V205H195ZM200 204V205H199ZM16 205V206H15ZM47 205H50V206H47ZM90 205V206H89ZM93 205V207H92ZM144 205V206H143ZM150 205V206H149ZM162 205V206H161ZM164 205V206H163ZM195 205V206H194ZM224 205V206H223ZM226 205V207H225ZM58 206V207H57ZM66 206V207H65ZM70 206V207H69ZM81 207V209L79 210L78 207ZM98 206V207H97ZM104 206V207H103ZM149 206V207H148ZM53 207V209L51 208ZM55 207V208H54ZM62 207V208H61ZM84 207V208H83ZM107 207V208H106ZM143 207V208H142ZM146 207V208H145ZM148 207V208H147ZM162 207V208H161ZM170 207V206H169ZM59 208V209H58ZM66 208V209H65ZM70 208H74L72 209L74 213H69V210ZM97 208V209H96ZM171 208V207H170ZM174 208V207H173ZM226 208V209H225ZM88 209V210H87ZM109 211H108V210ZM141 211H140V210ZM153 209V208H152ZM167 209V208H166ZM169 209V208H168ZM257 209V210H256ZM260 209H264L263 208H260ZM67 210V211H65ZM98 210V211H97ZM170 210V209H169ZM202 210V211H201ZM86 211L87 214H86ZM120 213H118V212ZM132 211V212H131ZM136 211H139V212H136ZM172 211V210H171ZM91 212V214L89 213ZM149 212H152V211H149ZM245 213V211H243ZM83 214V216L81 215H78V214ZM107 213V214H106ZM111 213V214H112ZM261 213L263 215H261ZM140 214V213H139ZM138 214V215H139ZM140 214V215H141ZM258 214V215H257ZM33 215V218L32 216ZM92 215V216H90ZM106 215V216H105ZM109 215V216H107ZM113 215V214H112ZM145 215V214H144ZM26 217V216H30L29 218V221L31 222L33 219H35L36 217H39L38 215H35V214H32L31 212H25V211H19V212H15V213H10L9 215H7L6 219L0 224V227H4V226H7L9 223H12V222H15V221H18L16 219H20L21 217ZM90 216V217H89ZM106 218H105V217ZM12 217V218H11ZM23 217V218H24ZM89 217V218H88ZM110 217V218H109ZM134 217H137V218H134ZM140 217V216H139ZM242 217V218H241ZM261 217V218H260ZM22 220H27L28 218H24ZM32 218V220H30ZM182 218V217H181ZM180 217L178 218V220L180 221L181 219ZM12 219V220H11ZM38 219V218H37ZM86 219V220H85ZM101 219V220H100ZM110 219V220H108ZM112 219V220H111ZM128 219V220H127ZM191 219V218H190ZM189 219V221H190ZM241 219V220H240ZM21 220V219H20ZM124 220V221H123ZM127 220V221H126ZM12 221V222H11ZM91 221V222H90ZM97 221V222H96ZM109 221V223H108ZM182 221V220H181ZM243 221V222H242ZM88 222V225L86 224ZM95 222V223H94ZM112 222V224H111ZM172 222V226H175L177 225L178 221H171ZM247 222V224H245ZM264 222V221H263ZM115 223H116V228H115ZM98 224V225H97ZM123 224V226H122ZM125 224V225H124ZM22 225V224H21ZM92 225V227H91ZM112 225V227H111ZM127 225V226H126ZM129 225V226H128ZM89 226V227H88ZM95 226V227H94ZM122 226V227H121ZM19 227H21L19 225ZM90 228V230L88 228ZM81 228V229H79ZM84 228V229H83ZM113 228V229H112ZM118 228V229H117ZM120 228V229H119ZM19 229V228H18ZM63 229V228H62ZM77 229V230H76ZM114 230H115V233H114ZM206 230V232H204ZM17 231V229L15 230ZM14 231V232H15ZM197 231V232H198ZM74 232V233H73ZM71 233L73 235H71ZM67 234V235H66ZM68 234H70L71 236H69ZM211 234V235H210ZM164 236V237H162ZM187 236V235H186ZM200 236V235H199ZM72 237L73 240H72ZM24 238V237H23ZM76 238V239H75ZM166 238V239H164ZM222 239V241H219L217 239ZM12 241H15L16 239H20L18 240L19 242L20 241H23L22 237L20 236V234L17 236L16 234H14L12 236V238H10ZM71 239V240H70ZM75 240V241H74ZM77 240H79V242H77ZM176 239H172L170 238V236L166 233L164 234H161V232H157L156 233V238H154V241L155 242H158L160 244V242H164V243H167L169 244V246L171 245L170 249L171 251H175L177 250L176 248L178 247L177 244H176ZM169 242V243H168ZM207 242V241H206ZM207 242V243H208ZM222 242V243H221ZM60 243V244H59ZM67 243V244H66ZM142 243V241L140 242V244ZM172 243V244H171ZM174 243V244H173ZM197 244V245H196ZM196 244H191L190 247H187L186 249V253L190 250H194V251H197L199 253L198 254H195L193 256V258L188 261L187 258L183 259V256H182V259L181 260H175V261H171V260H165V261H171L170 264H210L206 261V259L202 258V254L200 253L202 250L204 251V249H207L208 247L212 248L211 244H207L206 243L204 244V242H198ZM203 244V245H202ZM226 246H222L221 245H225ZM177 247H176V246ZM137 246H139V244H137ZM198 246V247H197ZM231 246V247H230ZM68 247V248H67ZM173 247V248H172ZM203 247V248H202ZM230 247V248H229ZM3 248V247H2ZM45 248V249H44ZM55 248V249H54ZM175 248V249H174ZM199 248V249H198ZM47 249V250H46ZM52 249V250H51ZM62 251H61V250ZM135 249V248H134ZM133 249V250H134ZM173 249V250H172ZM229 249V250H228ZM45 250V251H44ZM53 251V253H51V251ZM245 250V251H244ZM15 251V252H16ZM48 251V252H47ZM50 251V252H49ZM57 251V252H56ZM64 251V252H63ZM14 252V253H15ZM48 254H46V253ZM196 252V253H197ZM63 253V254H62ZM146 252H144L145 254ZM150 253H153L151 252V249L150 251L148 252V255ZM50 255V256H49ZM190 255H193V253H190ZM198 255V256H197ZM14 255H12L13 257ZM29 258H28V257ZM38 256V257H37ZM47 256V257H45ZM150 256V255H149ZM201 256V257H200ZM244 256V257H243ZM40 257V258H39ZM166 257V256H165ZM254 257V258H253ZM262 257V258H261ZM33 258V259H32ZM42 258V259H41ZM201 258V259H200ZM21 259V261H20ZM219 259V258H218ZM241 259V260H239ZM249 259V260H248ZM15 260V259H14ZM29 260V261H28ZM31 260V261H30ZM46 260V261H45ZM215 260V259H214ZM220 260V259H219ZM217 260V261H219ZM234 260V261H233ZM247 260V261H246ZM29 263H28V262ZM146 262L147 264H155L153 261L151 260H148L146 259ZM0 264H3V262L1 261V258H0ZM168 264V263H167ZM218 264V263H217ZM221 264H224L221 262Z\"/></svg>",
    "mask_w": 264,
    "mask_h": 264
},
{
    "label": "snow or ice",
    "instance_id": "obj_3",
    "mask_svg": "<svg viewBox=\"0 0 264 264\" xmlns=\"http://www.w3.org/2000/svg\"><path fill=\"white\" fill-rule=\"evenodd\" d=\"M30 3L33 8L36 7L35 0H30ZM38 10V9H37ZM163 11V8L160 9ZM27 13L23 15H17L15 19L11 21L12 25H16L18 22L25 19ZM11 38L7 36L3 30H0V53H3L6 49H10ZM142 40V37H136L132 41V47L135 50L139 48V42ZM248 45H244L247 47ZM140 63L145 65L146 67H152L151 57L148 52H142L139 57ZM145 62H147L145 64ZM100 67L106 68L107 63L105 62ZM99 71H93L90 68L85 70L83 67H80L73 71L69 80L65 83L51 86L43 91L31 92L27 94H21L17 103L27 108L28 106L38 107L45 103H61V97L64 96L65 102L67 99L66 93L68 90H72L75 92L77 85L81 82L87 81L89 77H93L92 83L93 85H97L99 83ZM250 90L247 88L241 87L233 96V103H239V99L237 97L243 96L247 94ZM98 102L99 103H107L110 106H120L124 103L131 104L132 102L143 103L145 106L151 107L152 105L160 102V101H169L168 93L159 85V81H153L152 83L141 86L135 85H122L119 82H115L110 89V92L106 95H101L99 91H97ZM3 106V100L0 99V107ZM176 111H182L180 108H176ZM239 120H237V125L239 124ZM0 137H2V133H0ZM63 230V229H62ZM53 241H55L56 237H52ZM128 247H135V245H128Z\"/></svg>",
    "mask_w": 264,
    "mask_h": 264
},
{
    "label": "water",
    "instance_id": "obj_4",
    "mask_svg": "<svg viewBox=\"0 0 264 264\" xmlns=\"http://www.w3.org/2000/svg\"><path fill=\"white\" fill-rule=\"evenodd\" d=\"M138 37H141V36L138 35ZM4 232H6V231L0 232V240L3 239L4 237H6L7 235L9 236L8 233L6 235ZM24 232H25V239L27 241H29L32 238L40 237L39 233L37 232V230L33 226H26V228H24ZM100 239H101V236L100 237L99 236L92 237L88 242L89 246L96 245V244L100 243L101 242ZM163 250H164V248L161 247L158 252H163Z\"/></svg>",
    "mask_w": 264,
    "mask_h": 264
}]
</instances>
